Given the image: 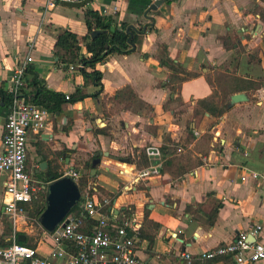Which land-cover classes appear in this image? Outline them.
Masks as SVG:
<instances>
[{
  "label": "crops",
  "instance_id": "0c3cea01",
  "mask_svg": "<svg viewBox=\"0 0 264 264\" xmlns=\"http://www.w3.org/2000/svg\"><path fill=\"white\" fill-rule=\"evenodd\" d=\"M156 1L87 0L48 7L47 0H0V152L10 111V99L1 92L9 95L13 74L26 57L33 58L30 66L50 91L72 97L86 79L81 69L58 65L54 49L62 30L72 31L82 43L88 35V10L119 24L145 27L136 52L113 55L98 65L103 84L98 98L93 95L99 88L91 82L90 97L63 104L50 113L45 131L29 133L27 171L46 198V186L58 180L55 174L71 177L78 168L82 177L83 164L90 161L89 188L111 201L104 214L115 222L130 218L143 227L136 255L144 264H185L186 253L193 256L191 264H232L231 257H198L256 227L262 228L258 240L264 244V0H164L157 11H149ZM81 54L88 56L85 47ZM162 61L181 64L196 77L175 93L168 86L171 71ZM233 78L261 87L242 92L249 101L227 109ZM127 87L136 94L129 110L110 101ZM25 91L31 92L26 79ZM204 99L223 106L224 114L196 113ZM169 144L172 153L189 155L202 165L180 178L162 172L172 156L162 151ZM149 149L160 155L148 156ZM98 153L101 163L92 175ZM151 170L157 173L141 177ZM7 182L8 174L0 172L4 244L14 235L5 212ZM29 219L32 223L16 236L19 241L25 235L31 244L36 228ZM6 221L11 237L5 236ZM44 232L32 248L48 257Z\"/></svg>",
  "mask_w": 264,
  "mask_h": 264
},
{
  "label": "built area",
  "instance_id": "2783aa9c",
  "mask_svg": "<svg viewBox=\"0 0 264 264\" xmlns=\"http://www.w3.org/2000/svg\"><path fill=\"white\" fill-rule=\"evenodd\" d=\"M87 0H47L48 7L58 3L79 4ZM33 62L26 57L16 69L8 89L10 111L6 119L3 136L4 150L0 152V172L8 174L5 212L14 229L12 242L4 244L0 236V264H144L137 255L140 241L139 225L130 218L115 222L104 214L111 205L108 198H98L96 189L89 188L80 203L79 214H70L53 233L44 232V240L50 255L43 257L37 249L17 242V232L31 224L26 206L31 204L44 191L27 171L29 133H41L48 128L50 113L47 109L30 103L23 93L27 67ZM71 71L82 69L83 65H71ZM264 90V88H263ZM67 100L70 96L66 97ZM148 156L160 155V151H147ZM156 170L146 171L141 177L147 178ZM81 182L77 171L70 173ZM253 177L258 175L253 173ZM246 180V177H243ZM95 222L93 231H86V221ZM262 228L256 227L252 233H241L236 239L224 246L201 254L198 259L214 260L231 257L232 264H264V244L258 240ZM254 236V241L250 237ZM184 259L191 264L193 256L186 253Z\"/></svg>",
  "mask_w": 264,
  "mask_h": 264
},
{
  "label": "trees",
  "instance_id": "16d2710c",
  "mask_svg": "<svg viewBox=\"0 0 264 264\" xmlns=\"http://www.w3.org/2000/svg\"><path fill=\"white\" fill-rule=\"evenodd\" d=\"M165 1L167 3H172L175 0ZM262 18L264 19V16ZM85 21L88 28V35L83 38L82 43L75 33L65 29L60 32L54 49V56L58 59V65L63 67L65 70H68L69 66L72 64L83 65L81 72L86 79V85L82 89L78 88L76 93L70 97L69 100H67L66 96L63 94L50 91L47 88L46 83L39 78L34 68L30 65L27 67L25 79L27 88H30L31 92L28 93L24 89L23 93L26 97H28L30 103L47 109L49 113L59 112L63 104L67 102L75 103L84 101L86 98L90 97L91 95L87 93V86L91 82L99 88L98 93L93 95V97L98 98L103 92L102 73L97 69L98 65L104 64L113 55H129L136 52L140 39L144 35L145 27L135 28L126 23L119 24L117 19L114 17L104 16L94 10H88L85 13ZM152 29L153 27L148 25V31H151ZM95 32H98L99 34L93 37L92 35ZM83 47L86 48L88 56L81 54ZM162 63L171 71L168 86L175 93L179 91L184 82L196 77V74L188 72L181 64H177L172 61H162ZM29 77L31 78L29 79ZM260 87V83H254L241 78H233L230 81V92L227 96L230 94L256 91ZM1 95H3V97H9L10 99V96H7L3 92H1ZM135 98V92L130 87H127L119 91L115 97L110 99V101H114L118 107L129 110L131 108V102L135 100ZM167 107L168 106L166 105V109ZM197 110H202L216 118H220L225 112V108L223 106H216L212 100L208 99L199 101L196 113ZM104 133H106V131ZM172 146V144H169L162 149L164 154L168 153L172 155L169 161H167V163H165L162 167V172H167L174 178H180L188 174L195 167L202 165L201 161L194 164L189 155L181 156L179 154L176 155L175 153H172ZM90 164V161L83 164L86 173L82 176L81 182L79 183L83 195H85L89 189L88 181L91 178L89 171ZM76 170L79 171L78 168H76ZM62 177V174H55L56 179H60ZM44 193L45 192H42L38 196V199L26 206L28 217L31 218L39 227V219L46 209V198ZM79 212L80 210L78 205L73 209L72 213L79 214ZM94 225L95 222L87 219L86 229H88V232L93 231ZM142 228L139 229L140 239L143 237ZM41 230L43 232V229ZM12 234L13 231L11 226L6 225L5 236L11 237ZM17 242L22 245L34 247L27 241L25 243H20L19 241ZM8 243L10 242L6 240L5 244ZM185 264L189 263L185 262Z\"/></svg>",
  "mask_w": 264,
  "mask_h": 264
},
{
  "label": "water",
  "instance_id": "95a60500",
  "mask_svg": "<svg viewBox=\"0 0 264 264\" xmlns=\"http://www.w3.org/2000/svg\"><path fill=\"white\" fill-rule=\"evenodd\" d=\"M165 3L164 0L156 1L149 11H157ZM93 33V37L98 35ZM249 101V97L245 93L234 94L230 98V102L226 105L227 109L232 108L236 104ZM101 163V155L98 153L96 159L92 163V175L97 173L98 166ZM46 209L39 219L41 227L49 233H53L56 228L63 223L72 210L79 204L82 193L78 183L71 177H63L46 186ZM19 242L25 243L26 236L19 235Z\"/></svg>",
  "mask_w": 264,
  "mask_h": 264
},
{
  "label": "rangeland",
  "instance_id": "374dc122",
  "mask_svg": "<svg viewBox=\"0 0 264 264\" xmlns=\"http://www.w3.org/2000/svg\"><path fill=\"white\" fill-rule=\"evenodd\" d=\"M33 223L35 222L33 221ZM6 225H10V224L6 221ZM35 228H36V235H34V237L32 238V241H31L32 246H36L37 242L41 239L40 237L42 236L41 227L35 224Z\"/></svg>",
  "mask_w": 264,
  "mask_h": 264
}]
</instances>
